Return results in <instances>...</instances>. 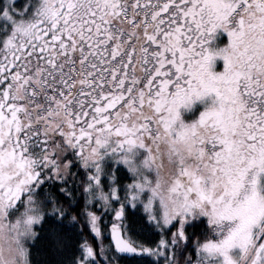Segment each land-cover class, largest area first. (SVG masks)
I'll return each mask as SVG.
<instances>
[{"label":"snow or ice","instance_id":"1","mask_svg":"<svg viewBox=\"0 0 264 264\" xmlns=\"http://www.w3.org/2000/svg\"><path fill=\"white\" fill-rule=\"evenodd\" d=\"M42 236L46 264H264V0H0V264Z\"/></svg>","mask_w":264,"mask_h":264},{"label":"trees","instance_id":"2","mask_svg":"<svg viewBox=\"0 0 264 264\" xmlns=\"http://www.w3.org/2000/svg\"><path fill=\"white\" fill-rule=\"evenodd\" d=\"M126 212L128 215V222L131 223L133 227L139 229L141 227V222L137 213L131 209L126 210ZM33 256L39 264H46V262H51L56 259L48 246V241L43 236L36 241V248L33 250Z\"/></svg>","mask_w":264,"mask_h":264},{"label":"rangeland","instance_id":"3","mask_svg":"<svg viewBox=\"0 0 264 264\" xmlns=\"http://www.w3.org/2000/svg\"><path fill=\"white\" fill-rule=\"evenodd\" d=\"M226 41H227L226 34L219 33L217 35V37H216L215 43L217 45H220V44L226 43ZM222 63H223L222 60L220 58H217V62H216V65H215L217 70H219L222 67ZM207 102H210V101L208 100V98H205L204 102L196 101L195 104H194V109L193 110L184 111L182 109L181 111H182L183 117L185 119H191L196 114H198V112L204 107V103H207Z\"/></svg>","mask_w":264,"mask_h":264}]
</instances>
